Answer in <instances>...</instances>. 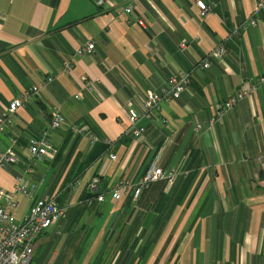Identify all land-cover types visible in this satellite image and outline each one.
Returning <instances> with one entry per match:
<instances>
[{"label":"crops","instance_id":"0c3cea01","mask_svg":"<svg viewBox=\"0 0 264 264\" xmlns=\"http://www.w3.org/2000/svg\"><path fill=\"white\" fill-rule=\"evenodd\" d=\"M201 1L215 5L203 19L195 0H0V118L52 78L0 133V152L12 148L19 160L0 167V188L11 191L18 177L32 188L17 196L16 219L33 199L65 209L35 241L41 264H264V86L210 123L221 102L264 77V6ZM89 43L90 53L76 54ZM219 45L223 58L202 68ZM179 73L187 90L144 114L146 92L159 95ZM55 109L65 119L49 135L57 155L29 163L27 148ZM129 109L144 128L137 139L125 136ZM152 164L175 172L173 184L113 197L115 184L138 183ZM94 177L103 201L82 200Z\"/></svg>","mask_w":264,"mask_h":264},{"label":"built area","instance_id":"2783aa9c","mask_svg":"<svg viewBox=\"0 0 264 264\" xmlns=\"http://www.w3.org/2000/svg\"><path fill=\"white\" fill-rule=\"evenodd\" d=\"M105 0H95L96 5L102 6ZM194 6L197 9V15L199 19H203L214 8V4H206L201 0H195ZM264 6V1L259 0L255 6V11H258ZM132 6L124 8L126 14L132 13ZM141 25L142 23L138 21ZM248 24L250 26L256 25V20L251 19ZM93 44L89 43L85 47H80L76 50V54L82 56L83 54L90 53L93 50ZM181 50L185 49V44L180 46ZM225 47L219 45L212 49L210 53L200 62V66L204 69L209 66V59L221 60L225 55ZM71 68L70 64L64 66V71ZM52 81V78L46 79L42 83H38L24 91L18 98L12 100L6 108L3 116L0 118V133L3 134L9 128L11 124V116L16 111L23 107L29 98L32 96H39L41 88L46 86ZM189 84V75L187 73H179L178 75L170 76L167 80L166 86L162 92L158 95L153 92H146L145 99L143 101L144 114L150 115V112L159 110L161 104H169L177 100L182 93H184ZM94 83L88 85L89 91H94ZM264 86V77L258 78L255 83L248 85L244 84L240 90L228 99L221 102L216 109L214 118L210 121L212 124L215 121L221 119L228 110H230L235 104L244 100L252 95V93L259 87ZM75 98H80L77 94ZM140 117L133 110L129 109L127 113V128L125 136H131L137 139L144 133V128L138 126ZM65 124V119L58 109L52 110L49 113V119L46 125L40 132V136L30 142L27 150L29 157L27 160L32 163L45 155H51L55 157L57 150L52 147L49 142V135L62 128ZM73 132L81 133L82 130L77 126L73 127ZM84 133L89 134L90 143L92 146L98 141V138L91 134L86 127H84ZM112 160L115 156L110 155ZM17 165L19 160L15 155L12 148H8L5 152H0V167L5 164ZM264 174V168H262ZM30 172V169H28ZM176 174L173 171L164 172L157 168L155 164H152L138 183L115 184L112 188L113 197L117 198L124 191L131 190L133 200L137 199L142 190L147 189L150 184L157 181H165L166 184L171 185L175 180ZM99 184L97 177L92 178L88 185V191L94 192ZM32 191L31 187L26 186L21 177L15 179L14 188L11 191L0 188V264H31L32 257L34 255V244L36 239L46 232L52 225H54L60 218L63 217L65 209L59 207L58 204L52 198H39L30 201L29 207L26 213L20 219H16L13 211L17 208V196H29V192ZM97 201H103V195L100 194L96 197Z\"/></svg>","mask_w":264,"mask_h":264},{"label":"trees","instance_id":"16d2710c","mask_svg":"<svg viewBox=\"0 0 264 264\" xmlns=\"http://www.w3.org/2000/svg\"><path fill=\"white\" fill-rule=\"evenodd\" d=\"M190 81V80H189ZM190 83V82H189ZM189 86V84H188ZM101 182V180H100ZM158 182V181H157ZM164 182V181H163ZM156 183V182H154ZM166 184V182H164ZM153 184V183H152ZM151 185V184H150ZM149 185V187H150ZM148 187V188H149ZM103 189V188H102ZM102 194L101 192V188L99 189V186L97 187V189L94 192H90L88 195L86 194L85 196H83L82 200H88V199H94L95 197H97L99 194ZM130 198H132V194L130 195Z\"/></svg>","mask_w":264,"mask_h":264},{"label":"rangeland","instance_id":"374dc122","mask_svg":"<svg viewBox=\"0 0 264 264\" xmlns=\"http://www.w3.org/2000/svg\"><path fill=\"white\" fill-rule=\"evenodd\" d=\"M41 257V256H40ZM39 257V253H34L33 257H32V261H31V264H41L40 263V260L41 258Z\"/></svg>","mask_w":264,"mask_h":264}]
</instances>
